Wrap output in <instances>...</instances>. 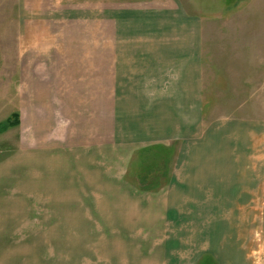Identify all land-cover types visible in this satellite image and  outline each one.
<instances>
[{
	"label": "rangeland",
	"instance_id": "rangeland-1",
	"mask_svg": "<svg viewBox=\"0 0 264 264\" xmlns=\"http://www.w3.org/2000/svg\"><path fill=\"white\" fill-rule=\"evenodd\" d=\"M183 2L203 22L205 121L225 128L218 144L240 176L188 221L143 195L165 183L162 149L129 172L105 150L87 172L64 155L61 57H100V32L63 44L0 0V264H264V0Z\"/></svg>",
	"mask_w": 264,
	"mask_h": 264
},
{
	"label": "crops",
	"instance_id": "crops-1",
	"mask_svg": "<svg viewBox=\"0 0 264 264\" xmlns=\"http://www.w3.org/2000/svg\"><path fill=\"white\" fill-rule=\"evenodd\" d=\"M19 1L23 28L49 29L47 37L58 29L63 44L87 30L105 39L98 58L61 57V148L69 161L72 154L81 172L91 171L105 150L129 172L136 157L141 164L160 148L169 155L165 183L143 194L153 197L155 212L188 221L192 206L225 202L240 176L227 167L222 138L218 144L225 128L218 133L205 121L200 15L183 0Z\"/></svg>",
	"mask_w": 264,
	"mask_h": 264
},
{
	"label": "trees",
	"instance_id": "trees-1",
	"mask_svg": "<svg viewBox=\"0 0 264 264\" xmlns=\"http://www.w3.org/2000/svg\"><path fill=\"white\" fill-rule=\"evenodd\" d=\"M13 118H15L16 120H19V116L18 115H15ZM20 121V120H19ZM3 129H8L10 128V126L12 125L11 121L8 120L7 122L3 123Z\"/></svg>",
	"mask_w": 264,
	"mask_h": 264
}]
</instances>
